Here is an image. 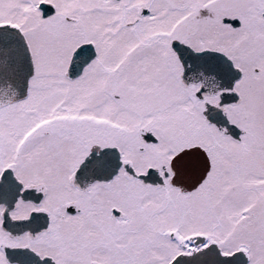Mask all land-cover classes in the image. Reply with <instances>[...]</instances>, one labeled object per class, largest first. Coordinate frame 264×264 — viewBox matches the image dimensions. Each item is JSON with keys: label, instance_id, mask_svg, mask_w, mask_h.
<instances>
[{"label": "snow or ice", "instance_id": "snow-or-ice-1", "mask_svg": "<svg viewBox=\"0 0 264 264\" xmlns=\"http://www.w3.org/2000/svg\"><path fill=\"white\" fill-rule=\"evenodd\" d=\"M0 264H264V0H0Z\"/></svg>", "mask_w": 264, "mask_h": 264}]
</instances>
